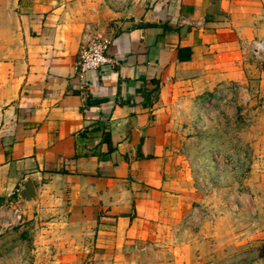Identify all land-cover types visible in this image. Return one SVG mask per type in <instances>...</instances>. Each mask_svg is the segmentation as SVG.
<instances>
[{"label":"crops","instance_id":"0c3cea01","mask_svg":"<svg viewBox=\"0 0 264 264\" xmlns=\"http://www.w3.org/2000/svg\"><path fill=\"white\" fill-rule=\"evenodd\" d=\"M94 36L115 65L80 81L76 53ZM252 40L264 0H0V202L59 230L50 264H264V166L229 165L225 198L208 196L181 118L235 86L221 109L235 120L256 67L264 88Z\"/></svg>","mask_w":264,"mask_h":264},{"label":"rangeland","instance_id":"374dc122","mask_svg":"<svg viewBox=\"0 0 264 264\" xmlns=\"http://www.w3.org/2000/svg\"><path fill=\"white\" fill-rule=\"evenodd\" d=\"M257 70V67L253 69L255 83L251 84L247 93L250 97L245 103L237 106L238 116L234 123L223 121V116L221 117V109L232 106L235 103L234 98L230 105L213 104L209 105V109H203L202 103L195 102L190 107V115L181 116L188 124H183L184 127H190L193 131L185 136L194 135L198 140L190 156L195 171L200 174L199 186L203 191L207 189L208 196L211 187L214 189L211 194H222L220 196L225 198L223 193L231 183L230 172L233 170L229 165L233 168L237 166L238 171H243L245 175L264 166L261 161L263 158H260L264 150V131L259 126L264 121V88H260L256 83ZM213 128L217 130L216 133ZM250 128H255V131H249ZM243 132L250 135L249 141L253 143L248 149L244 142H239L241 140L235 137ZM219 134L221 146L213 147V142H218L214 138H219ZM235 138L239 141L234 142ZM249 153L254 157L252 163L247 160ZM238 156H243L242 161L230 163L231 159H237ZM24 203L16 198L0 202V264H50L55 254L53 237L58 236L60 232L50 225L44 215L28 209Z\"/></svg>","mask_w":264,"mask_h":264},{"label":"built area","instance_id":"2783aa9c","mask_svg":"<svg viewBox=\"0 0 264 264\" xmlns=\"http://www.w3.org/2000/svg\"><path fill=\"white\" fill-rule=\"evenodd\" d=\"M110 44V39L94 36L78 48L74 69L75 75L80 81H83L85 74L90 71H101L105 67L115 65V62L106 54ZM246 46V49L255 60L264 62L262 60L264 56V41H248ZM235 91V86L218 90L215 94L202 101L204 105L202 108L209 109L211 108L209 105L213 104L230 105L234 98Z\"/></svg>","mask_w":264,"mask_h":264},{"label":"water","instance_id":"95a60500","mask_svg":"<svg viewBox=\"0 0 264 264\" xmlns=\"http://www.w3.org/2000/svg\"><path fill=\"white\" fill-rule=\"evenodd\" d=\"M23 187H24V189L20 194V198L22 200L29 201L30 199H32L34 197L33 188L30 184H26Z\"/></svg>","mask_w":264,"mask_h":264}]
</instances>
